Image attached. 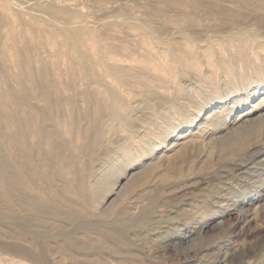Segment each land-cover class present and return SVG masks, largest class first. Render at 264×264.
Here are the masks:
<instances>
[{
    "label": "rangeland",
    "instance_id": "obj_1",
    "mask_svg": "<svg viewBox=\"0 0 264 264\" xmlns=\"http://www.w3.org/2000/svg\"><path fill=\"white\" fill-rule=\"evenodd\" d=\"M167 1L169 0H151V1L150 0H139V1L138 0H129V1L128 0H52V2L51 0H46V1L23 0V3L24 2L27 3L26 4L27 6H25V4L22 5L23 13L26 10V14L24 13L25 14L24 15L22 13V10L20 12L17 11L18 6L16 12L17 13L19 12L21 16L23 14V17H21V19L24 18L25 21L21 20L22 21L21 22L19 19L20 15L14 12L15 11L14 9L16 8L18 2L15 3L13 1L11 3L10 7L12 6L14 8L11 7L10 12L11 14L13 13L11 15L12 17L15 18L18 16L17 20L13 18L14 20H16V22H14L16 31L19 29L17 32L20 33V35L22 33L25 34L24 36L25 38L28 37L27 38L28 41H30L29 39H31L33 35L29 31H27L28 33H25V31L28 30V28L25 27L26 23L29 24V26H36L37 28H40L41 31L43 30L42 36L44 35L45 46L44 47L42 46V49H40L41 55L40 57L38 56L36 59L37 60L41 59L40 60L41 62H43V60L44 62L46 61L45 63L48 66H51L53 70L55 68L54 71L56 74L58 72L57 76L59 77L56 78L58 80L61 79L60 82L62 84L64 83V86L67 87V84L70 83L71 80V75L70 73L68 74L69 71L67 67L69 62L68 55H70L71 51L68 50L69 47L67 45L66 46L68 48L65 45H63L62 47V43L65 44V42H63L64 40L62 41L63 36L60 34V32L58 33V30L56 32L53 30V26L54 29H56L57 24H59L57 26V28L59 29L60 26H62V24L64 23L61 21L57 23L55 21V24L53 25L54 22L52 24L50 23L48 24L43 20L35 19L38 15H43L42 12L45 10L47 6L52 5L53 3H54L53 5L55 6L57 5V7L58 6L66 7L67 5L71 7L70 8L71 11L73 12L76 11L77 17L74 18V20L72 19L69 22L70 24L68 23L69 27L73 26L77 28L76 26H78V28L82 27L84 29H88L89 31L94 30L91 32L98 31L97 33H103V32L107 33L106 31L108 28L104 26L105 25L104 23L105 22L108 23L107 19H111L109 17L118 18L119 20L121 18L128 19L127 17H129V19L135 21L138 25H140L141 28H145L146 26L148 27L143 29L144 31L146 30L145 32L142 30L144 33H148L149 32L148 30H150V32L152 33L151 35L153 37L158 36L160 40H164L167 37L169 39L170 37V40L174 45L180 46L181 44L183 46L184 44L183 42L185 40L183 39V36L180 35V33H178V29L181 24L180 22L176 21L175 17L177 16L174 15V13H172L173 11L170 8H168ZM146 5L147 6L151 5L153 8L157 7V9H161L165 11L166 15L163 16L164 18L166 17L167 19H169L173 16L172 21L173 19H175L177 23L174 21L173 24L176 26L172 24L171 26L168 27V29L167 27L165 28L162 27V29L164 28L163 30H161L160 27V30L158 31V29H156L157 28L156 25H154L155 23L152 21H148L147 20L148 18L145 17V15L143 14L144 9H146L145 8ZM133 7L135 10L133 9ZM24 8L27 9L24 10ZM166 8H168V10ZM92 9H94L95 12ZM117 14L118 15L121 14V16L120 15L118 16ZM124 16L126 18H124ZM141 19L144 23L141 21ZM112 20L113 18L111 19V21ZM115 21L116 20L114 19L113 22L117 25L114 26V29H108V31L111 32V34L113 35L116 34L117 35L116 37L118 38L119 37L121 38V35L124 31L122 35L123 37L121 38V40L122 39L124 40H122V42L120 41V43H123L124 41V44L126 45L124 47L125 53L124 50H122L123 52L122 51L121 52L124 53L123 55H125L126 58H128L127 60L125 56L121 57L120 51L119 52L117 51V54L114 51V54L116 56L118 55V57L115 58L116 60L115 62L120 63L119 66H122L123 64H124L123 66L125 67L129 66L128 68H130L131 66V64L129 65V63L133 64L134 59H136L134 60L135 62L134 67H136V65L139 66V64H141L142 61L143 63L144 62L147 63L149 57H152V55H149L147 57V54H150L151 52H155V50L151 48V50L153 51H150L148 50L147 47H143V46H142L143 48L140 47L139 42L141 44V37L136 33L133 34L132 31L129 30L124 24L120 25L121 23L120 21L117 20L116 22L118 23H116ZM137 21H139L140 24ZM23 22H25L24 28L22 26ZM99 22L100 23L103 22L102 25L104 27H102V25ZM147 22L148 25L145 26L144 24H146ZM17 23H19V25L20 23L22 24L20 26H17ZM200 23L201 25L204 24L205 26L204 25L202 27L200 26L201 27L199 29L200 31L197 30L198 32L197 36L191 35V38L186 39V42L190 45V47H192V50L194 49L193 51L197 53L195 56L197 58L194 61L197 62L198 60L202 64L200 66L201 70H199V72L202 71L201 73H199L200 75L199 78H196L198 76H196V74L194 73H193V77L195 76L196 77L193 78L191 72H188L186 73V75H183L182 73L184 72L182 71V69L176 68L178 72L172 70L170 71V73H168L169 76L165 75V73L163 74V72L161 71L159 72L156 71L154 73L155 75L153 73L151 74L150 77L156 76L158 74L163 76L164 78H161L160 76L161 81L160 79H158L159 76H157V78L152 77L150 78V80L146 79V81L145 79H143L146 83L141 79L140 81L139 79H135L132 80V82L129 84L131 80L130 81L128 80V82L126 83L127 80L124 78H119L118 80H114L111 77H109L110 79L109 80L107 79L108 78L107 76L106 80L105 79H103L102 81L92 80V84H91V78L88 77H84L87 78L88 80L85 79L82 80V78L81 80L78 79L81 81L79 82V85L76 83L78 81H75L74 84L72 82L70 83L71 85L73 84L75 88V89L71 88L72 91L70 92V94L73 95L74 97L76 95H77L76 97H79L78 99H76L75 97V102L77 100L79 103L81 102L80 98H82L83 100L85 96L87 97L92 95V93L93 94L97 93L101 96L100 97L101 99L105 100L106 103L108 102L110 103L112 101L110 95H108V93H110L108 91L110 90L111 92H116V91L119 92V93L116 92L119 100L117 104L122 106L121 108H119V110L120 109L122 110L120 111L118 110L117 113V114L119 113L121 114L115 117V119L117 120L116 122L115 119L106 112H104L101 118H99L100 122L99 121H98L99 123L97 122L99 125L98 127L100 131V135L98 137L99 141L97 140V152L95 153L96 156L94 155L95 160L94 158H92L90 162V165L93 168L91 170V175H90L92 178L87 177L83 179L84 181H83L82 189L84 191H80V190L78 191V193L83 195V197L85 198L84 202L86 199L88 200V201L86 200L85 205L88 203V205L91 206L88 209L86 207L84 211L86 210L87 212L91 211V208L94 207L93 205H96L95 201L96 200L101 201L102 200L101 196H104L102 192H100L97 189H94L96 188L95 186L96 183H93L94 180H98V181L106 180L105 183L109 187H112L116 181H121L122 184L125 183L126 179L128 178L127 176L129 174L135 175L142 171L144 172L146 171L147 173H149L145 181V184H143L140 187H134L132 191L129 193V195L124 197V199L118 198L116 196L117 191H114V193L112 192L110 194H107L104 202L99 205L98 207L99 209L97 208L99 213H103V215L100 217L103 223L104 222L106 224L112 223L115 220H118L119 223H125L127 221L133 220L132 224H134L133 225L134 227L131 228V230L130 228L127 230L125 235L126 242L127 243L128 241L129 243L133 242L132 243L133 246L138 245L137 247L139 248V250L137 253L139 254H136L137 256L133 257V259L129 257L127 258L123 255L118 256L116 258L110 256V258L112 259L114 258L113 260L108 258V255H106V258L108 259L103 262L96 261L97 264L98 263L109 264V262L110 264H116V263L119 264L120 262H121L120 264H123L122 263L123 261L124 264H127L125 263L126 262L125 260H127L128 264H264V118L262 117L263 118L262 121L259 120V117L264 115V52H263L264 51V47H263L264 21L262 22L251 21L249 23L248 28L250 30L249 31L250 37L248 38L251 39V40L249 39V42L252 45L251 47L252 51L251 52L249 51V55L252 60L250 59L249 65H247L246 67L243 66V69H241L240 72L238 71L237 75H235L232 78H226L224 72H222V69L220 70V68H218L217 66L209 67V65L206 62H204V59H202L204 57L201 56L202 54L201 52L204 50V47H206V44L211 42L212 44L214 43L213 45L219 44L215 46L216 47L215 50L220 51L221 54L224 55L223 57L228 58L230 52L232 50L234 52V48L228 50H224V49L220 50V48L218 47H221L220 46L221 44L215 43L214 41L216 40L215 39L216 36H219L220 34L218 33L216 27L212 28L213 30L209 27L212 25H213L212 27H214L215 25L214 22L203 20ZM5 27L6 26L2 28L1 33L7 32V28ZM104 28L107 29L105 30ZM116 28L119 30L118 32L120 33V35L119 33H116L115 31ZM20 30H22L23 32H21ZM111 30H114L115 34L112 33L113 31ZM159 32L160 34H158ZM3 36H5V34H3ZM126 36L127 38L128 37L130 38L127 40ZM134 36H135V40H134ZM158 37L157 39H159ZM131 39L133 42L131 41ZM136 39H138L139 41H137ZM206 40L207 41L209 40L208 43H206L207 42ZM52 41H54V44L51 43ZM87 42H91L90 39L86 38L85 39L86 45H88ZM155 42L157 43V40H155ZM3 43L7 46V48L9 47L8 41L6 42L5 38L2 39V44ZM158 43H160V41H158ZM129 44L132 45V47L130 45L131 47L130 50L133 51H130L128 49ZM51 46L53 48L54 47L56 48L53 49L51 48ZM138 47L143 50H140ZM56 49L62 52L63 54L58 52ZM8 50H9L8 54L13 53V51H10L9 48L6 49V51ZM130 52L131 53L133 52L132 55ZM59 53L61 54L60 56ZM56 55L57 57H55ZM130 55L133 56L134 58L130 57ZM120 57L121 59H123L124 57V60H121ZM138 59H140V61H137ZM37 60H35L34 68H36V66L38 67L40 64V62L39 63L37 62L36 64ZM117 60H121L122 63L121 61H117ZM149 61L150 59L148 60V62ZM152 61H153V65L156 66L158 60H156V58H152L149 63L151 67H153V65L151 64ZM110 62L113 63L112 60ZM1 63L3 64V62ZM140 66H142V64ZM14 69H13V73L16 74L18 69L16 68V71ZM172 72L174 75L171 74ZM206 75L212 76L213 80L215 81H213L212 83H210L209 81L206 82L205 80L208 78V76ZM67 76L70 77V79L67 78ZM173 77L176 80L175 79L173 80ZM154 78L157 80H154ZM167 78L169 79L167 80ZM151 79L152 81L154 80L158 82V84L160 85L158 84L155 85L154 83L156 82H151ZM162 79H165V81ZM198 79H202V80H198ZM67 80L69 82H67ZM94 81L95 84H93ZM117 81L119 84L117 83ZM147 82L150 83L149 84L151 86L150 88L148 87L149 85L147 84ZM133 83L138 87H135ZM8 84L9 82L3 83L5 87H7ZM145 84L148 86H143ZM142 86L145 88V90H143ZM174 87L175 88L178 87L179 89H181V87L185 88L184 92H182V94L179 95L180 97L176 95L177 89H175ZM69 89L68 88L64 89V93L69 94L68 93ZM85 89L86 91H84ZM66 90L67 92H65ZM136 90L139 91L137 92ZM252 90H258V93L254 97H249L247 100H244V98L247 95H249ZM185 91H187V93H185ZM72 92L74 93L72 94ZM175 96L177 98H175ZM104 97H106L107 99ZM241 98L243 99L242 101H240ZM233 99L237 100V103L235 105L231 104V100ZM219 102H223V105L225 107H229L228 110H224L220 115L221 116L220 119L225 120L226 123L221 127L217 126L214 129H208L203 133L201 131L200 126L197 125V123H193L194 122L193 119L195 118V116L199 111L204 110L208 108L210 105ZM76 103H75V106H77L76 108L77 109L79 107L81 108H79L80 110L78 109L79 111L77 110L78 112L75 109L74 113L76 114L79 113V114L77 117L76 114H73V116L80 120L82 117L81 121H85V122L82 123L80 120L79 121L82 124H85L83 126L86 127L89 122V121L87 122L89 117L86 116H91L87 111H86L87 114H84L85 110L88 109V105L86 104L85 101L79 104ZM39 104L42 103L39 102ZM231 106L232 108H230ZM81 111L83 112V114ZM80 114L82 116H80ZM84 117L87 118V120H85ZM128 119L130 120L131 123H129ZM177 126H180L178 130L179 132L178 136L181 137L178 143L180 144L181 142H184L185 144L183 143L184 145H179L178 143H176V139H175L174 141L173 140L171 141V143L173 142L174 145H169V141L165 145H161L162 139L168 140L169 137H171V135L174 134L173 131ZM106 130L108 131V133ZM199 132L201 134H199ZM150 133L151 136H149ZM127 134L128 136H130V139H128L129 137L127 136ZM175 134L177 135V133ZM175 134L173 136H175ZM183 136L184 138H182ZM186 139L188 141H186ZM199 140L203 143H201ZM77 141L80 143L79 140ZM77 141L75 140V142L73 141V143L76 144ZM210 144L214 146V149L212 150V152L210 151V153H208L209 152L208 146H210ZM75 151L78 150L75 149L73 152ZM74 154L75 156L81 157L80 160L82 161L86 160V156H83V154L80 155L79 151L78 153L77 152L73 153V155ZM102 167L104 169H107V171L104 169L102 170ZM108 168H110L111 170ZM148 169L149 171H147ZM93 171H95L96 174ZM106 172H107L106 174L107 177L104 175V173ZM92 173H94V175ZM100 173H102L103 175ZM161 174L163 175L160 176ZM102 176H104V178ZM97 177L99 178L101 177L103 179L101 178L99 179ZM97 209L91 212L93 215L95 214L94 216H96L98 213ZM189 209L191 211H189ZM146 211L150 212V216H151L148 222L146 224L137 222L136 218ZM129 213L132 214L130 215ZM94 216L91 217L92 221L96 219ZM0 224L3 226L5 225L1 222ZM147 224L150 226H148ZM1 225L0 227L2 228L3 226ZM202 227L204 228L201 229ZM5 228L6 227L4 226L3 229ZM199 228L201 229V231H199ZM87 232L84 231L83 233L79 234L80 237L82 236L81 239L83 240L82 241L83 245L90 246L93 245L92 243L98 245L99 243L97 242H100V240H97L96 237L91 234V231H89L88 233ZM183 233L188 234L189 237L186 239L185 243H179L178 238ZM151 239H153L154 241ZM0 240L7 241L9 239L6 238L5 240V238L4 239L1 238ZM24 244L25 246L27 244L26 247L30 249L35 247L32 249L33 252H37V250L41 248V246H39L40 248L37 245L33 246L34 243L30 239L27 240ZM125 247L127 248V245ZM3 251L5 250L1 248L0 264H7L9 260L7 261L6 257L9 256L5 255L6 253H4ZM57 255H58L57 259L58 258L60 259L58 260L61 262V264L69 263L68 260L70 256H65V254H63V257L65 256L64 257L66 259L65 260L61 256L62 254L58 253ZM59 255L61 256V258ZM94 258H95L94 260H98L96 257ZM115 259L118 261L120 260V262L116 261ZM135 260L136 261L139 260V261L136 262ZM69 261H71V259ZM72 262H74L73 258L71 263ZM96 262L91 261V262H87V264H96Z\"/></svg>",
    "mask_w": 264,
    "mask_h": 264
},
{
    "label": "bare ground",
    "instance_id": "obj_2",
    "mask_svg": "<svg viewBox=\"0 0 264 264\" xmlns=\"http://www.w3.org/2000/svg\"><path fill=\"white\" fill-rule=\"evenodd\" d=\"M13 1L15 3L18 2L16 5V8L14 9L15 11L12 10L15 13H17L16 12L17 6H18L17 11L20 12L22 10V13H23L22 5L25 4V6H27L26 5L27 3L25 2L23 3V0H0V222L5 224L4 226L6 227L5 229H3L4 226L0 224L1 226H3L2 228L0 227V239L1 238L2 239L5 238V240L6 238L9 239L7 241L0 240V247L3 248V250H5L3 251L4 253H6L5 255L9 256V257L5 256L7 258L6 260L7 261L9 260L7 264H61V262L59 261L60 259L59 258H58L59 260L57 259L58 253L62 254L61 255L62 257H63V254H65V256H70L69 260L71 259V261L73 258L74 262L72 263L67 258L69 262L67 264H73V263L74 264H87V262H91V261L92 262L93 261L103 262L107 260L108 258H110V256L116 258L121 255L127 258L129 257L133 259V257L137 256L136 254H139L137 253L139 250V248L137 247L138 245L136 246L134 244L136 246L135 247L132 245L133 242L132 243L130 242L131 243L130 244L128 241L127 243L126 236H125L127 230L129 228L131 230V228L134 227L133 226L134 224H132L133 220L127 221L125 223H119L118 220H115L114 222L107 223V224L104 222L105 223L104 224L100 218L103 215V213H99L98 207L101 203L104 202L107 194H110L112 192L114 193V191H117L116 196L118 198L124 199V197L129 195V193L132 191L134 187H140L143 184H145V181L149 173H147L146 171L145 172L142 171L135 175L129 174L127 176L128 178L126 179L125 183L122 184L121 181H116L112 187H109L105 183L106 180L105 181L104 180H100V181L94 180L93 183H96L95 184L96 188L94 189H97L100 192H102L104 196H101V199H102L101 201H98V200H96L97 202L95 201L96 205H93L94 207L91 208V211H88V212L87 210L84 211L86 207L88 209L91 206H89L88 203L85 205L87 199L84 202L85 198L83 197V195L79 194L78 191L79 190L84 191L82 189V185L84 181L83 179L87 177H91L90 176L91 170L93 168L91 167L90 162H91V159L94 158L95 153L97 152V140L100 135V131L98 127L99 126L98 123L100 122L99 118H101L103 113L106 112L115 119V117L121 114V113L119 114L117 113H118L119 108H121L122 106L117 104L119 100H118V96L116 92L118 91L111 92L110 90L109 91L107 90L108 92H110L108 93V95H110L112 99L110 103L109 102L106 103L105 100L101 99L100 98L101 96L97 93L96 94L92 93V95H90L89 93L90 96H87V97L85 96L83 100L82 98H80L81 102L79 103H83V101H85L86 104L88 105V109L85 110L84 114H87L86 113L87 111L91 115V116H86V117H89L90 120L89 119L87 120V118L84 117L85 120H87V122L89 121L88 125L85 127L83 126L85 124H82L85 121H81L82 117H81V120L76 118L79 113L78 114L74 113L75 109L77 111L79 108H81L79 107L77 109L76 108L77 106H75V103L76 102L78 103L77 100L75 102V97L77 95L74 97L73 95L70 94V92L74 88V85H73L74 82L78 81L76 83L79 85V82H81L80 81L81 78L82 80L84 79L88 80L87 78H84V77H88V78H91V84H92V80L102 81L103 79L106 80V77L108 76L107 79L111 77L114 80H118L119 78H124L127 80L126 83L128 82V80L129 81L131 80L129 82L130 84L132 80H135V79H139V81L140 79L141 80L145 79L146 81V79L150 80V78L152 77L157 78V76H159L158 79H160L161 75L159 74L156 76H152V77L150 76L152 73L154 74L156 71L158 72L161 71L163 72V74L165 73V75H168V73H170V71L172 70H175L178 72L176 68H181L182 71L184 72V73L181 72L183 75H186V73L191 72L192 77L194 73L196 74V76H198V77L196 76L195 77L199 78L200 76L199 73L202 72V71L199 72V70H201L200 66L202 64L198 60L197 62L194 61L197 58L195 57L197 53L193 51L194 49L192 50V47H190V45L186 42V39L191 38V35L197 36L198 34L197 30L200 31L199 29L204 25V24L201 25L200 23L203 20L214 22L215 24L214 27H212L213 25L212 26L208 25V26L211 29L216 27L218 33L220 34L219 36H216L215 38L216 40L213 39L215 43L221 44L220 45L221 47H218V48H220V50L221 49L228 50V49L234 48V52L232 50L230 52L229 57L225 58L223 57L224 55L221 54L220 51L215 50L216 48L215 46L219 44L213 45L214 43L212 44L211 42H209L210 43L209 44L208 43L209 40L208 41L206 40L207 41L206 43L208 44H206V47H204V50L201 52L202 53L201 56L204 57L202 59H204V62H206L209 65V67L217 66L218 68H220V70L222 69V72H224L226 78H232L235 75H237L238 71L240 72V70L243 69V66L246 67L250 63L251 58L249 55V51L250 52L252 51L251 49L252 45L249 42L250 38H248L250 37V33H249L250 30L248 28L249 27L248 25L251 21H255V22L264 21V0H169L167 1L168 8H170L173 11L172 13H174V15L177 16L175 17L176 21L180 22L181 24L180 27L177 25L179 27L178 33H180V35H182L183 39L185 40L183 42L184 43L183 46L180 44L181 47L179 45H174L171 42L170 37L169 39L167 37L164 40H160L158 36L157 37L159 39H157L156 36L153 37L151 35L152 33L150 32V30H148L149 31L148 33H144L146 30L144 31L143 29L148 28L146 26L148 25V22L144 24L146 26L145 28H141L140 25H138L135 21H132L131 19H129V17H127L128 19L121 18L123 20L121 19L119 20L118 18H114V17H109L111 19L113 18V20L115 19L116 21L117 20L120 21L121 22L120 25L124 24L129 30L132 31L133 34L135 33L138 34L141 37V44L139 42L140 47L142 46L147 47L148 50L150 51L155 50V52H151L150 54H147V57L149 55H152V57H149L150 61L152 58H156V60H158L157 61L158 63L157 62H156L157 64L155 63L156 66L153 65V61H152L151 64L153 65V67H151L149 65L150 61L148 62L149 59L148 60L146 59L147 63L144 62L145 63L144 64L142 61V63L140 62L142 66H140L141 64H139V66L136 65V67H134V63H135L134 60H136L134 59L133 64L129 63L131 61L128 62L129 65L130 64L131 66L133 65L132 67L130 66V68H128L129 66L125 67L123 66L124 64L122 65L125 69L122 66H119L120 63L117 62L118 63L117 64L115 62L116 61L115 58L118 57V55L116 56L114 54V51L116 54H117V51L118 52L120 51V53L122 54V55L120 54V56L121 57L125 56L123 54L125 53L124 47L126 45L124 44V41L123 43H120V41L122 42V40H124V39L121 40V38L123 37L122 35L124 31L121 35V38L116 37L117 35L115 34V31L116 33H119L118 32L119 30L117 29L118 27L116 28L115 31L111 30L113 31L112 33H114L115 35L111 34V32H109L108 29H114V26L117 25L113 22V20L111 21V19H107L108 23L107 22L104 23L105 24L104 26L108 28V29L104 28L105 30L107 29L106 31L107 33L103 32L104 29L102 30L103 33H97L98 31L91 32L94 30L89 31L88 29H84L80 26H79L80 28H78V26H76L77 28L73 26L69 27L68 23L72 19L74 20V18L77 17V12L71 11L70 9L71 7L67 5H66L67 8L65 6L57 7V5L56 6L53 5L54 4L53 3L52 5L47 6L43 12L41 11L43 15H38L35 19L43 20L47 22L48 24L49 23L52 24L54 22L53 25L55 24V21L57 23L59 21L64 23L62 24V26H60L59 29L57 28L59 24H57L56 29H54V26H53V30L55 32L58 30V33L60 32V34L63 36L62 41L64 40L63 42H65V44L62 43V47L63 45L65 46L67 45L70 49L67 46L66 47L68 48V50L71 51V53L69 52L70 55H68L69 62H68L67 67H68L69 72L68 71L67 72L68 74L70 73L71 75L70 83L72 82L73 86L70 83H68L67 87L64 86V83L62 84L60 82L61 79L58 80L56 78L58 77L57 76L58 72L57 74L55 73L54 71L55 68L53 70L51 66H48L45 63L46 61L44 62L43 60V62H41L40 61L41 59H38V60L36 59L38 56L40 57L41 55L40 49H42V46L43 47L45 46L44 45V35L42 36L43 30L41 31L40 28H37L36 26H29V24L26 23L25 27H27L28 30H26L25 33H28L27 31H29L33 35V37L29 39L30 41H28L27 39L28 37L25 38L24 36L25 34L22 33L20 35V33L17 32L19 30L18 27H17L18 30L16 31L14 22H16V20L18 19V16L14 18L11 16L13 13L11 14L10 12V9L12 7V6L10 7V5ZM145 8L146 9H144L143 14L145 15V17L148 18L147 19L148 21H152L155 23L154 25H156L157 27L156 29H158V31L160 30V27H161V30H163L165 27H167L168 29V27L171 26L173 22L175 21V19H173L172 21V17H173L172 15H171L172 17L169 19H167L166 17L164 18L163 16L166 15L165 11L161 9H157V7L153 8L151 5H148V6L146 5ZM168 8L166 9L168 10ZM25 9L27 8H24V10ZM19 12L17 14H19ZM24 13L26 14V10ZM23 14L22 16L21 14H19L20 21L24 20V18L21 19V17H23ZM119 15L121 16V14ZM13 18L16 20H14ZM124 18L126 17L124 16ZM138 19H135V20H138ZM137 22L139 23V21ZM24 23L25 22H23V25H22L23 28L25 25ZM102 23L100 24L102 25ZM21 24L22 23H20V25ZM20 25L19 23H17V26H20ZM4 26H6L5 28H7L6 33L2 32L3 34H5V36H3V34L1 33L2 28ZM104 26L102 25V27ZM162 27L164 28L162 29ZM22 30L20 31L23 32ZM158 34H160V32ZM4 38L6 39V42L8 41V44H9L8 48L10 49V51H13L12 54H8L9 50L6 51V49H8L7 46L4 43L2 44V39ZM86 38L90 39L91 41V42H87L88 45L85 44ZM129 38L130 37L127 38L126 36L127 40ZM134 40H135V36H134ZM136 40L139 41L138 39ZM155 40H157V43L155 42ZM158 41H160V43H158ZM51 43L54 44V41H52ZM130 45L131 44H129L128 46L129 48L127 47L129 50L132 47V45L131 47ZM52 46L51 48H53ZM46 47H47V44H46ZM55 48L56 47H54L53 49ZM151 48L153 50H151ZM58 49H59V46H58ZM122 50H124V53H122L123 52ZM140 50H143V49H140ZM130 51H133V50H130ZM60 53L63 54L62 52ZM60 53H59V56L61 55ZM131 55L130 57H133ZM66 56H67V53H66ZM55 57H57V55ZM126 59L128 60V58ZM129 59H132V58H129ZM140 59H138L137 61H140ZM35 60H37L36 64L37 62L38 63L40 62L39 66L38 67L36 66V68H34ZM111 60L113 61V63L110 62ZM121 60H124V57ZM121 60H117V61H121ZM1 62H3V64ZM15 67L18 69L16 74L13 73V69ZM16 68L14 69L15 71H16ZM171 74H173V72ZM67 78L70 79V77L68 76ZM161 78H164V77L161 76ZM168 79L169 78H167V80ZM174 79L175 78L173 77V80ZM68 80L67 82H69ZM154 80H157V79L154 78ZM154 80L152 81L151 79V82H156ZM162 80L165 81V79H162ZM198 80H202V79H198ZM95 81L93 82V84H95ZM205 81L206 82L209 81L210 83H212L215 80H213V77L209 75ZM4 82H9L7 87L3 85ZM210 83H207V84H210ZM91 84H88V85H91ZM147 84L149 85L150 83L147 82ZM154 84L157 85L158 82ZM148 85L145 84L143 86H148ZM134 86L138 87L136 85ZM148 87L150 88L151 86L149 85ZM66 88L68 89L72 88L71 90L69 89V92H68L69 94L64 93V89ZM175 89H177L176 95H178V97H180L179 95H181L182 92H184L185 90V88H182V87L181 89H179L178 87ZM143 90H145L144 87H143ZM84 91H86V89ZM65 92H67V90ZM73 93L74 92H72V94ZM185 93H187V91H185ZM257 93H258V90H252L251 93L244 98V100H247L249 97H254ZM164 95H161V96H164ZM78 98L79 97H76V99ZM175 98L177 97L175 96ZM242 100L243 99L241 98L240 101ZM39 102H41L42 104H39ZM120 103H121V100H120ZM236 103H237L236 99L231 100L232 105H235ZM80 105H83V104H80ZM230 108H232V106ZM228 109L229 107H225L223 105V102L212 104L208 108L199 111L197 115L195 116V118L193 119L194 121L193 123H197V125L200 126L201 131L203 133L204 131H207L208 129H214L217 126L221 127L226 123V121L221 120L220 115L224 110H228ZM73 114H76V117H74ZM80 116L82 115L80 114ZM262 117L264 118V115L260 116L259 120L262 121L263 120ZM116 121L117 120L115 119V122ZM129 123H131L130 120H129ZM179 128L180 126H177L173 131V133L174 134L177 133V135L175 134V136H173L174 134H172L168 140L161 138L162 139L161 145H165L166 143H168V141H169V145H174L173 142L171 143V141L172 140L174 141L175 139H176V143H178V141H180V138H181L178 136ZM199 134L201 133L199 132ZM149 136H151V133ZM128 137H129L128 139H130V136ZM182 138H184V136ZM75 140L76 141L79 140L80 143L77 141V143L74 144L73 141L75 142ZM186 141L188 140L186 139ZM183 143L184 142H181L180 144L179 143L178 144L184 145L185 143L184 144ZM208 147H209L208 153H210V151L212 152V150L214 149V146L210 144V146ZM75 149L79 151L80 155L83 154V156H86L85 161L80 160L81 157L75 156V154L73 155V153H76V152L78 153V151L73 152ZM103 169L104 168L102 167V170ZM104 170L107 171V169H104ZM147 171H149V169ZM92 174L94 175V173ZM106 174L107 172L104 173V175L107 177ZM162 175L163 174H161L160 176ZM102 177L104 178V176ZM96 209L98 213L96 216H94L95 214L93 215L91 212ZM189 211L191 210L189 209ZM93 216L96 219L92 221L91 217ZM150 217H151L150 212L146 211L142 213L141 215H139L136 219H137V222L146 224L148 220L150 219ZM203 228L204 227H202L201 229ZM201 229L199 228V231H201ZM88 230L91 231V234L95 236L97 240H100L101 245H100V242H97V240L96 242L99 243L98 245H95L92 242L91 243L94 246L93 245H90V246L83 245V242H82L83 240L81 239L82 236L80 237L79 234L83 233L84 231L87 232ZM86 235H89V234H86ZM188 237H189L188 234H185V233L181 234V236L178 238L179 243H185ZM29 239L33 241L34 243L33 246L34 245H37L38 247L41 246V248L39 247L40 249H38L39 251L37 250V252H33L32 249L35 247L30 249L26 247L27 244L25 246L24 243ZM126 245H127V248L125 247ZM106 255H108V258H106ZM94 257H96L98 260H94L95 259ZM110 259L113 260L112 258ZM125 261H126L125 263L128 264L127 260ZM118 262H120V260ZM122 263L124 264V261Z\"/></svg>",
    "mask_w": 264,
    "mask_h": 264
}]
</instances>
